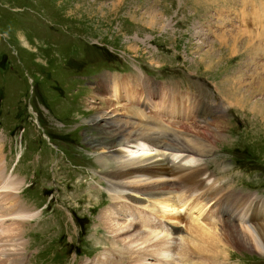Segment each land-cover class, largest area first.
Segmentation results:
<instances>
[{"label": "rangeland", "instance_id": "1", "mask_svg": "<svg viewBox=\"0 0 264 264\" xmlns=\"http://www.w3.org/2000/svg\"><path fill=\"white\" fill-rule=\"evenodd\" d=\"M253 6L252 0H0V155L7 174L16 182L24 179L20 196L13 191L12 197L0 201V221L12 217L6 225L0 224V233L10 241L16 239L12 221L26 215L22 201L41 213L29 222L23 236L22 254L27 257L23 264H91L98 258L96 264H113L121 250L115 248L99 219L103 209L115 208L117 216H125L120 215L118 203L131 208L132 215L137 205L146 208L153 202L149 195L109 183L107 170L86 145V135L97 131L82 124L85 110L105 108L126 117L136 106L97 95L95 90L103 79L145 76L151 87L192 94L214 105L220 115L215 119L206 114L200 119L164 121L181 131L180 136L187 138L188 132L190 139L215 145L203 162L213 173V189L220 187L223 194L234 190L235 213H250L262 200L257 193L235 187L264 194V121L228 99V88L234 84L240 93L258 75L259 42L251 40L242 51L233 47L232 35L238 29L243 33L245 23L254 35L264 31L257 30ZM211 44L219 59L214 68L210 61H201L211 54ZM255 81L250 88L256 91L263 80ZM154 110L148 116L154 117ZM210 124L218 136L227 137H207ZM7 174L0 170V185L14 188ZM115 189L123 191L122 200ZM198 195L191 207L195 202L201 204ZM204 203L207 210L208 201ZM161 215L156 213L162 220ZM168 220L162 222L170 228L180 226L187 236L188 226ZM257 225L264 226L263 216ZM222 243V249H207V258L220 264H264L258 251ZM225 254L230 259L223 261ZM193 255V264H198L200 253ZM121 261L128 263V259Z\"/></svg>", "mask_w": 264, "mask_h": 264}, {"label": "bare ground", "instance_id": "2", "mask_svg": "<svg viewBox=\"0 0 264 264\" xmlns=\"http://www.w3.org/2000/svg\"><path fill=\"white\" fill-rule=\"evenodd\" d=\"M253 1L254 11L251 10V12L258 19L257 30H264V0ZM248 5L250 7V1ZM244 14L248 20L246 11ZM245 24L243 33L238 29V32L232 34L235 43L233 47L237 46L239 50L243 51L244 46L248 49L251 40L256 39L259 42V45H256L258 47L256 54L260 53L262 60L257 64L258 75L252 80L253 84H257L255 80L264 81V31L254 35V32L250 33L245 29ZM254 29L256 30V28ZM247 34L251 36V39H245ZM254 45L252 47H255ZM208 52L211 54L204 56L201 61H210V67L214 68L219 64V61H217L218 58L215 59L217 51L214 50L212 44ZM206 64L208 65V63ZM126 79L124 77L115 78L114 81L103 79L98 83L95 92L101 97L104 94L106 97L110 95L114 97L113 100L116 99L121 103L127 101L128 105L136 104L135 107L128 110L132 115L123 117L113 112H107L105 108H97L91 109V111L85 110V115L80 118L82 124L88 127L92 126L93 130L97 131L96 134H90L92 130L88 129L87 133L89 132L90 135H86L85 142L90 153L97 158V162L107 170L106 175L110 179L108 182L112 181L119 189H124L123 186H126L135 192L139 191L137 194L141 192L149 195L150 200H153L152 203L149 202L150 204L145 206L146 208H140L137 205L131 212L132 215L128 211L132 209L123 202L118 203V210L121 211L120 215L125 216H117L115 208L103 209L99 219L103 220V224L106 226L105 231L110 235L111 241L115 242V248L121 250L113 258L112 263L181 264L185 261L193 264L196 259L193 254L200 253L201 261L198 260V264H220L219 260L211 259L210 256L207 258V249L209 250L212 246L222 249L220 244H224L223 241L227 242L226 246L240 250L246 249L249 252L258 251V254L264 256V226L257 225L259 216H263L264 220V197L260 196L262 200L257 201L252 210H248L250 213L247 211L235 213L233 200L235 194L232 193L234 190L223 194L220 187L213 189V185L216 183H211L213 173H210L207 163L203 162V158L213 153L215 145L199 138L192 139L191 137L190 139L188 132L187 138L180 136L179 131L176 132L174 128H170L164 121L166 118L173 121L180 118L183 120L204 116L203 106L200 107V104L190 95H174L165 88L151 87L141 77ZM263 81L258 82V85L255 86L256 89L258 88L256 91L250 88V85H253L250 84L248 87L243 86L240 93L239 88L234 89L232 83L231 88H228V99L230 102L239 104L242 109H249L248 112L253 115L261 116L264 121ZM234 91L236 97H233ZM152 102H154L153 105H150ZM108 105L110 108L113 106L111 102H108ZM138 107L141 110L137 109ZM152 108L155 109L154 117L148 116L151 114ZM210 115L212 117L215 114H213V108L208 105V117ZM166 126L167 130H165ZM210 127L213 125L210 124L206 133L207 137L214 140L227 137L226 135L218 136L215 129L211 130ZM0 153L2 154V152ZM1 159L0 155V170L7 174L6 161ZM7 175L15 186L9 188L7 185H0V201L12 197L13 191H16L20 196L24 185V179L16 182L10 174ZM210 185L211 189H209ZM231 188L233 189V187ZM175 189L179 190L177 191L180 192L179 195L176 194ZM113 192L122 200L123 191L115 189ZM111 193L112 191H110V196L113 197ZM197 194H199L198 197L201 196L198 200L201 204L195 202L191 207L190 203ZM205 201H208L207 216H205L207 210L203 208L206 205ZM154 206L162 213L161 217L164 220H167L168 217V221L173 224L188 226L187 236L183 232L181 233L180 226L174 228L171 225L172 228H170L168 223L162 222L163 219L157 218L156 213L159 212ZM22 207L26 211V215L16 217L12 221L16 239L10 241L3 233H0V264H23L27 258H25V254H22L26 247L23 236L29 222L41 213L28 207L23 201ZM222 207L223 209H221ZM188 209L189 211H187ZM195 212L198 214L194 216ZM134 213L137 219L134 218ZM11 219L12 217L8 216L6 220L0 221V224L6 225ZM215 223H220L221 226L215 227ZM0 232L3 231L0 230ZM125 248H128V251ZM184 254L188 256L185 260ZM122 259H128V263L121 261ZM227 259L230 257L225 254L223 261ZM99 260L100 258L91 264H96Z\"/></svg>", "mask_w": 264, "mask_h": 264}]
</instances>
